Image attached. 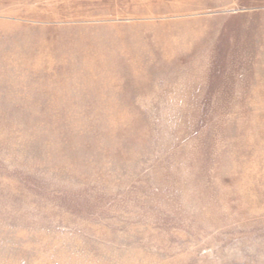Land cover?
I'll list each match as a JSON object with an SVG mask.
<instances>
[{
    "label": "rangeland",
    "instance_id": "1",
    "mask_svg": "<svg viewBox=\"0 0 264 264\" xmlns=\"http://www.w3.org/2000/svg\"><path fill=\"white\" fill-rule=\"evenodd\" d=\"M0 264H264V0H0Z\"/></svg>",
    "mask_w": 264,
    "mask_h": 264
}]
</instances>
